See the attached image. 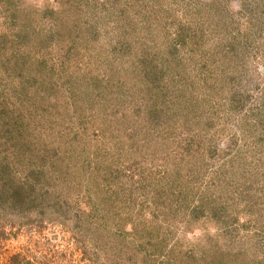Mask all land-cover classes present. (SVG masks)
Instances as JSON below:
<instances>
[{
  "label": "rangeland",
  "instance_id": "374dc122",
  "mask_svg": "<svg viewBox=\"0 0 264 264\" xmlns=\"http://www.w3.org/2000/svg\"><path fill=\"white\" fill-rule=\"evenodd\" d=\"M191 16L190 23L212 33L211 39H202V49L211 50L210 42H218L221 49L231 44L229 72L238 89L236 95L243 98L241 115H246V110L257 103L261 107L264 104V0H0V102L3 103L0 117L5 116L0 119V154H33L46 165L54 161L62 169L68 166L73 177L70 188L76 196L68 214L76 212L81 217L85 212L89 222L103 223L98 231L93 230L89 222L75 225L74 219L70 220L68 228L53 222L37 229L21 224V220L13 216L0 217L3 232L0 264H5L9 256L17 253L40 264H172L162 256L156 260L147 256L143 261L145 252L126 251L115 233L122 232L129 238L131 224L141 222L149 212L142 205L141 197L135 201V196L130 200L126 197L138 187L135 182L141 170L161 178L163 175L157 171L166 174L174 169L167 168L162 153L153 155L145 165L142 158L145 145L137 140L143 134L134 135L137 113L130 116L127 107L133 108L136 104H127L128 98L119 104L118 114H123L122 108H127L131 119H127L129 124H117L118 132L115 133L111 130L112 122L106 115L109 111L105 104L102 103L97 111L96 101L102 96L106 100L120 96L128 87L137 88L139 80L133 77L137 75H131L128 69H132L131 54L139 45L135 38L141 22L153 28L148 44L165 50L173 43L178 25L185 26ZM125 40L134 42L131 54L118 52ZM192 45L191 41L179 45L181 52L178 54L190 51L187 58L193 61L196 56L192 55V50H198L199 54L201 48ZM111 69L112 77L117 76L110 86L106 79L108 77L110 83L113 81ZM97 76L104 82L94 91L90 82ZM116 91L119 94L115 95ZM211 103L206 96L201 107L205 115L209 112L212 123L215 120L216 124L218 121L221 124L223 120L216 118ZM177 118L179 122L185 120ZM131 120L135 122L132 124ZM248 128L245 131L250 132L251 141L258 143V138L262 139L261 151L254 149L233 157L229 154L227 159L218 153L217 161L206 159L205 176L194 175V182L180 187L181 191L188 190L185 191L188 206L189 203L196 206L201 190L205 189L207 198L203 199V207L206 209L209 201L216 198L214 207L219 209L213 218L205 211L187 226L180 221L182 209L177 217L171 218L172 230L157 232L156 237L163 242L161 246L176 242L183 250L174 253L177 264H181L182 252L192 253L197 258L203 255L206 262L214 261L211 258L213 249L223 245L225 240H236L237 247L245 248L247 254L241 256L239 264H256L261 261L257 257L264 258V136H260L264 131ZM214 130L210 135H214ZM242 134L238 126L230 123L220 133L217 129L212 143L218 149H226L228 145L243 146ZM133 141L136 142L134 146ZM54 154H62V157L55 158ZM150 163L154 165L151 170ZM110 165L118 170L115 183L121 188L115 201L109 199L112 183L106 182L105 194L97 193L99 191L91 185L94 179L91 171ZM221 165L222 176L214 188L222 190V196L217 193L212 198L207 191L213 189L214 183L209 173L217 171ZM163 167L168 170L163 171ZM77 170L83 176L77 175ZM175 173L174 170L171 179H176ZM52 187L62 188L63 185ZM98 199H102L100 207H104L99 218L91 215L89 206L90 202L99 203ZM186 210L189 213V208ZM97 219L100 220L94 222ZM76 226L80 227L78 231ZM137 235H143L141 230Z\"/></svg>",
  "mask_w": 264,
  "mask_h": 264
},
{
  "label": "trees",
  "instance_id": "16d2710c",
  "mask_svg": "<svg viewBox=\"0 0 264 264\" xmlns=\"http://www.w3.org/2000/svg\"><path fill=\"white\" fill-rule=\"evenodd\" d=\"M191 21H193L192 16L189 17V21L186 22L185 26L178 25L174 32L175 38L171 41L173 43H170L165 50H162L156 44L154 46L148 44L150 40L148 36L151 35L153 28L141 22L142 27L138 29L135 38L136 45L139 44L137 50L131 54L134 42H126V40L118 49L120 53L123 51L131 54L130 61L132 64L130 66L132 69H128V72L131 75L134 73L137 75V77L133 76L134 79L139 80L137 88L128 87V91L124 90L120 93V96H116L115 98L109 97L112 100H106L102 96V98H98L99 100L96 101V105L98 106L97 111L100 110L102 103L105 104L106 109L109 111L106 115L109 122H112L111 130L115 133L118 132L117 124L119 125L124 122L129 124L127 119H131L130 116H133V112L134 114L137 113V118L134 117L136 122L131 120L132 124L134 122L136 124L133 125L135 126V134H132H143V137H139L140 139L137 140L145 145V154L142 157L145 165H147L153 155L156 156L162 153L163 162L168 169L173 168L176 171L174 176L178 182H181V184H178L176 179H171L170 177L174 170L169 171L165 167L162 170H168L166 174H163L161 170H156L163 175L161 178L151 175V172L146 174L141 170L139 179L135 182L138 187L135 188L134 192L130 191L127 196L126 194L124 195L128 199L131 196H135L133 201L141 197L142 205L148 208L149 212L141 222L131 224L132 232L129 238L127 234L124 235L122 232L115 233V237L120 238L121 244L126 248V251H135V253L140 250L144 251L146 256H144L143 261H145V257L147 256H150L154 260L162 256L168 259L166 260L167 262L177 264L174 253L179 249L178 244L176 242L169 244L168 242L161 246L163 242L161 238H157L156 236L157 232L161 229L172 230L170 224L171 218L177 217L180 213L179 211L182 209H184V213L180 217V221L185 223V226L190 225L191 220L193 221L203 216L205 211L209 212V217L211 218L215 214L218 215L217 209L219 207H214L216 198L213 201H211L212 199L209 201L206 209L203 207L205 204L204 200L207 198V195L204 194L205 189L201 190L202 195L198 197V204L191 206V203H189L188 206V196L186 193L188 190H185V192L181 191L183 189L180 188L194 182V175L205 176L206 171L204 169L208 163L206 159L217 161L216 154L218 153L221 154L223 159H227V155L229 154H232V157L240 156L254 149L261 151L262 148V139L258 138V143L254 142V140L251 141L250 132L247 133L245 129L248 126L249 128L252 126L254 129L261 128V131H264V104L260 107L257 103L256 106L251 107L252 109L246 110V115H241L242 111L240 110L243 109L241 100L243 98L242 95H236L238 89L233 85L234 79L231 76L232 73L230 74L229 72L231 65V58L229 57L230 50L232 49L231 44L230 47L226 46L224 49H221L218 42H210L212 47L209 49L211 50L202 49V39L204 37L211 39L212 33H206L203 26L198 25V27L196 24L190 23ZM144 30H147V32H144ZM138 36L140 37L137 39ZM142 37L145 38L139 43L138 40ZM186 41H191V47H193L192 44L194 43L195 46L199 45L197 49L201 48L199 54L197 53L198 50H196L197 52L192 50V53H194L192 55L196 56L193 61L187 58V55H190V51L188 54H178V51L181 52L179 45H182ZM188 44L190 43L188 42ZM111 52L109 51L108 55ZM112 61H110L111 65H113ZM109 72L111 74L112 69ZM103 74L105 75L104 72ZM112 75L114 74H111V79L117 76L112 77ZM106 81L110 86L111 84L114 85V79L110 83V79L107 77ZM103 82L104 79H99L97 76L91 80L90 84L94 91H96L102 87ZM233 87L235 88L232 89ZM117 94L119 93L116 91L115 95ZM206 96H209L210 101H212V112H216V118L223 120L221 124L219 121L216 124L215 120L212 123L210 116H208L209 112L205 115V109H202L201 106ZM123 99H127V104L129 105L136 104V107L133 108L127 106L130 108V116L127 114V108H122L124 113L118 114V106L123 102ZM111 101L112 104H110ZM0 106L3 107L2 102H0ZM198 110L202 111L198 112ZM240 116L243 118H240ZM176 117L184 118L185 120L179 122L176 120ZM1 118H5V116L2 115ZM230 123H232L233 127L238 126L239 133L245 132L244 135L242 134L243 146L237 144L234 146L228 145L226 149L215 148L212 143V137L217 134V129H219L220 133ZM213 129H215L214 135H210ZM260 136H264V134ZM134 145H136L135 141L132 142V146ZM212 149L214 151L210 152ZM60 155L62 154H54L55 158L62 157ZM46 156L49 157V154ZM205 156L207 157L205 158ZM36 157L33 154L32 156H26V154H0V217L13 216L20 219L21 224L37 227V229L53 222H57L59 225L68 228L71 219H74L75 225L79 223L82 226L86 222H89L85 212L81 217H78L76 212L75 214H68L71 202L76 197L75 193L71 191L69 184L73 178L70 168L66 165L67 169L64 168L66 171L62 172L64 170L62 166L57 167L54 161L46 165L45 161L39 162ZM53 165L56 166L57 171ZM27 167L28 170L26 169ZM222 167L221 165L217 171L209 173L211 174L210 181L214 183L212 184L213 189L207 188V191L210 192L212 198L217 193L222 196V190L218 191V189L214 188V185L220 182ZM153 168L154 165L150 163L149 169ZM67 170L69 171L68 175ZM76 174L83 176L82 172L78 170ZM90 174L95 179L91 180V185H94L95 189L99 191L97 193L105 194L104 188L107 185L106 182H108V184L112 183L113 185L109 199L115 201L118 198L119 190L121 189L115 183L118 177V170H114L110 165L101 170L93 169ZM59 183L63 185L62 188L52 187V185ZM98 200L99 203L93 204L90 202L91 205L89 204V206L91 215L96 214L99 218L98 214L101 213L104 207H100L102 199ZM188 208L189 213L186 210ZM77 212L79 211L77 210ZM46 213H49L48 220L45 219ZM189 214L190 218H187ZM98 220L100 219L94 222ZM216 221L218 222V219ZM89 223L93 225V230L96 231L99 230V226H103V223H97L98 225L92 222ZM1 226L0 229H2ZM79 228L76 226V231ZM138 230H141L142 236L137 235ZM1 231L0 237L3 234ZM223 243V245L215 244L217 248L213 249L211 258L217 261V264H219L221 259V264H239L238 260H241V256L247 254L245 248L237 247L239 243L236 240L233 242H226L225 240ZM147 250H150V252ZM181 250L179 249L178 252H181ZM215 253L218 255L215 256ZM180 255L179 263L181 264H215L214 261L206 262L203 255L199 258L192 253L184 254L182 252ZM258 259L261 261L256 262V264H263L264 258L260 256L257 257ZM5 264L40 263L26 260L25 257L17 253L9 256Z\"/></svg>",
  "mask_w": 264,
  "mask_h": 264
}]
</instances>
